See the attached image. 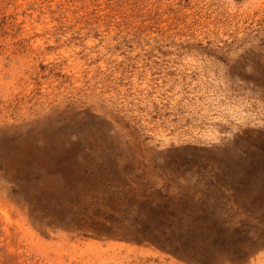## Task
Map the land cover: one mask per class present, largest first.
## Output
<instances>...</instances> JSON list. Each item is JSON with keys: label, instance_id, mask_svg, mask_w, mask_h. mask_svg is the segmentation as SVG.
<instances>
[{"label": "rangeland", "instance_id": "1", "mask_svg": "<svg viewBox=\"0 0 264 264\" xmlns=\"http://www.w3.org/2000/svg\"><path fill=\"white\" fill-rule=\"evenodd\" d=\"M0 264H264V0H0Z\"/></svg>", "mask_w": 264, "mask_h": 264}, {"label": "bare ground", "instance_id": "2", "mask_svg": "<svg viewBox=\"0 0 264 264\" xmlns=\"http://www.w3.org/2000/svg\"><path fill=\"white\" fill-rule=\"evenodd\" d=\"M61 147H62V144H59L58 146L54 147L53 149H50L49 151L50 152H59ZM15 154L21 155L22 157H25V156L29 157L32 155H37L38 152L36 150H34L33 148L26 147L25 145H19L15 149Z\"/></svg>", "mask_w": 264, "mask_h": 264}]
</instances>
